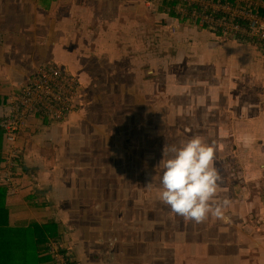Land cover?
I'll list each match as a JSON object with an SVG mask.
<instances>
[{"label": "crops", "instance_id": "0c3cea01", "mask_svg": "<svg viewBox=\"0 0 264 264\" xmlns=\"http://www.w3.org/2000/svg\"><path fill=\"white\" fill-rule=\"evenodd\" d=\"M184 21V30L172 37L170 15L158 0H0L1 103L7 107L45 62L66 68L79 82V106L65 121L28 120L17 139L16 185L20 191L11 195L7 190L6 197L16 210L17 221L52 220L61 225L64 233L59 241L71 264H136L128 253L122 256V251H128L126 244L112 242L108 230L113 221L135 229L136 184L143 177L136 168L139 163L146 173L150 166L148 156L137 157L138 119L141 127L143 120L155 115L174 120L223 119L224 135L248 138L244 143L247 152L254 150L256 142L250 137L261 134L264 138V57L260 50L233 39L222 40ZM174 55L182 60L185 56L197 74L201 66L207 72L227 67L231 76L238 74L231 80L232 88L250 85L252 90L246 94L242 89L238 95L226 82L199 76L197 82L171 84L165 68ZM149 65L165 76L159 78L161 86L174 85L167 92L174 106H152L146 101V91L143 96L137 94L142 79H135L132 71L144 74ZM145 74L152 75V68ZM226 86L223 94L227 96L220 97L216 91ZM127 87H133V98L123 104L120 91ZM147 97L151 99L150 92ZM118 119H127V126L121 127ZM146 129L150 134L152 129ZM138 132L143 135L142 130ZM144 145L151 147L147 139ZM2 147L0 133L1 160ZM263 150L258 148L261 154ZM263 163L256 158L261 177L248 180L254 187L242 199L229 200L226 211L231 222L225 224L230 232L213 238L208 230L206 242L213 240L210 263L264 264ZM236 218L256 221L258 226L253 230L245 225V233L238 236ZM100 231H105V238L93 237Z\"/></svg>", "mask_w": 264, "mask_h": 264}, {"label": "rangeland", "instance_id": "374dc122", "mask_svg": "<svg viewBox=\"0 0 264 264\" xmlns=\"http://www.w3.org/2000/svg\"><path fill=\"white\" fill-rule=\"evenodd\" d=\"M260 54L264 57L263 53L260 52ZM188 56L190 59L191 57L189 54ZM176 57L177 56L175 55L171 57L165 68V71H167V79L171 84H175L176 81H189V83H192L194 82L193 80H195L197 82L199 81V76L205 81H212L216 79L220 82H226L225 84H228V86L232 88V84L234 82L231 80L235 77L238 78V74L231 76V71L227 67L219 68L218 70L221 72L215 70V67L213 69H209L211 72H207L202 70L205 69V67L202 68L201 66L198 68L200 73L197 74L198 72L196 70H192L193 66H191L190 62L186 61L187 59L185 56L183 57V60L180 55L177 57L178 60H175ZM151 68L153 70V74H145V71ZM146 70H144V74L142 71H132L135 79H142L140 85L136 86L137 94L143 96L146 91V101H148L149 104H152V106H157L159 104L160 108H164L168 105L174 106L175 101H172V103L168 102L169 97L167 96V92L172 89V86L174 85L171 87L161 86L163 81L160 83L159 78L161 76H159L158 70L155 71L154 65L151 67L150 65L147 66ZM164 77L165 76L161 77V79L164 80ZM144 79L147 81L144 82ZM151 79L152 81L150 82L149 80ZM244 88L246 89L241 87V90H239L237 86H235L232 89H237V94L239 91L242 92V89L246 94L252 90L250 85L244 86ZM131 89H133V87L123 88L120 91V102L124 104V102L130 101L133 98ZM227 89L228 87L226 86L225 88H219L216 92H218L220 97H224L227 96L223 94L227 91ZM257 89L259 91V88ZM149 92L151 93V99L147 97ZM154 92L155 94H153ZM253 94H255V91ZM164 95L168 98L164 97ZM263 97L264 93L262 98ZM140 101L141 100L137 102ZM39 121L43 122L41 120ZM118 121L121 127H125V125L127 126V119H118ZM223 122V119L218 120L212 118L209 120H205L203 118L174 120L170 118H160L158 115H155L151 119L143 120L141 127L140 119L137 120V157L143 156L144 154L148 156L150 166L147 168L146 173H144V169L138 165L139 163L136 168H139L138 171H140V176L143 175V177L139 180V184H136L135 229L128 227V225L126 227L120 226L121 224L114 225L115 221H113L110 225L112 226V230H108V233L111 234L112 242L114 239L119 241V243L124 242L126 244L128 251H126L125 254L122 251V256L125 257L128 253V258L131 260L134 259L136 264H213L210 263L212 258H209L212 254L210 248L213 240L206 242V239H208V235L210 234L208 230L213 233L211 234L213 238H215V235L219 238L223 236L225 231L230 232L229 229H226L228 225L212 216H209V218L203 223H195L194 221L185 220L182 216L173 214L170 207L162 203L157 198L156 190L161 187L159 177L162 176L163 169L158 168V165L164 158L163 149L165 145L168 144L169 146L175 145L179 147L181 142H186L194 136H203L208 143L215 145V166L223 178L220 185L221 191L218 193L217 197L219 201L222 202L224 199L232 201L242 199L243 193L254 187L255 184H251L252 182L248 180L254 175L261 177L260 172L257 168H255V161L256 158L257 160H264L262 159L264 156V138L261 134L250 137L249 139H254L256 142L254 150L247 152L245 150L247 146H245L244 143L248 141V138H246L245 135H238V137L233 134L224 135L222 128H220L223 126ZM192 123L193 129L191 127ZM216 125L218 126L217 128H215ZM146 128H148V131L150 128L152 129L150 134H146ZM261 128L262 131H264V120H262ZM138 130H142L143 135L140 134ZM215 131L222 132L216 134ZM145 138L151 144L150 148H146V145H144L146 141ZM258 148L260 151L263 150L262 154L258 152ZM170 155L171 153H169V156ZM248 165L251 167H247ZM155 176L156 179L153 181ZM150 183L151 186H149ZM226 210H228V207L225 209V214L228 216L230 213ZM15 220L16 219L13 221ZM235 221L236 222L234 223L236 224L234 225L240 230V232L238 233L236 228L230 229L232 232L236 234L238 233V236H240L243 232L245 233V225L247 226V229L251 228L253 230H256V226H258V222L256 221H242V223L238 218H236ZM40 224H42V221ZM58 226L61 227L59 224ZM261 227L262 226H260V228ZM58 233L63 234L64 231L60 229ZM93 234V237L95 238H105V231L95 232ZM256 234H259V232H256ZM81 237L84 238L83 236ZM86 237H88V235ZM196 245H198V247H196ZM218 254H220L219 251Z\"/></svg>", "mask_w": 264, "mask_h": 264}, {"label": "built area", "instance_id": "2783aa9c", "mask_svg": "<svg viewBox=\"0 0 264 264\" xmlns=\"http://www.w3.org/2000/svg\"><path fill=\"white\" fill-rule=\"evenodd\" d=\"M148 1V0H146ZM170 15L169 32L177 37L184 30L182 20L218 34L222 40H236L255 46L264 54L263 0H158ZM79 82L66 68L52 62L41 64L29 76L17 95L0 111V133L4 152L0 182L11 195L20 191L16 185L18 136L27 128L30 118L65 121L79 106ZM49 253L56 264H71L64 247L51 240Z\"/></svg>", "mask_w": 264, "mask_h": 264}, {"label": "clouds", "instance_id": "9594fccd", "mask_svg": "<svg viewBox=\"0 0 264 264\" xmlns=\"http://www.w3.org/2000/svg\"><path fill=\"white\" fill-rule=\"evenodd\" d=\"M163 157L158 165L163 174L157 198L185 220L203 223L212 216L228 223L225 209L230 201L217 199L223 178L215 166V145L194 136L179 147L166 144Z\"/></svg>", "mask_w": 264, "mask_h": 264}, {"label": "trees", "instance_id": "16d2710c", "mask_svg": "<svg viewBox=\"0 0 264 264\" xmlns=\"http://www.w3.org/2000/svg\"><path fill=\"white\" fill-rule=\"evenodd\" d=\"M5 106L0 101V108ZM1 158L0 153V171ZM7 190L8 187L0 183V264H56L48 247L51 239L60 240V227L52 220L42 224L13 221L15 208L6 201ZM62 252L68 255L65 250Z\"/></svg>", "mask_w": 264, "mask_h": 264}]
</instances>
